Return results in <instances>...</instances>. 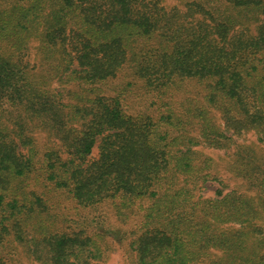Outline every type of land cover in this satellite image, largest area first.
Returning <instances> with one entry per match:
<instances>
[{"label": "trees", "instance_id": "trees-1", "mask_svg": "<svg viewBox=\"0 0 264 264\" xmlns=\"http://www.w3.org/2000/svg\"><path fill=\"white\" fill-rule=\"evenodd\" d=\"M186 6L0 0V264H15L13 242L38 264H99L125 241L131 264H264V149L237 146L243 190L196 148L251 130L264 143V0ZM134 41L161 44L145 74L156 120L103 88ZM184 80L196 91L176 98ZM54 191L76 212L45 197Z\"/></svg>", "mask_w": 264, "mask_h": 264}, {"label": "rangeland", "instance_id": "rangeland-1", "mask_svg": "<svg viewBox=\"0 0 264 264\" xmlns=\"http://www.w3.org/2000/svg\"><path fill=\"white\" fill-rule=\"evenodd\" d=\"M151 3L155 6H163L166 9H175L178 11H186V2L187 0H150ZM157 5H156V4ZM38 41H34L31 45L28 53L25 54L24 59L30 61L31 64L38 63L42 58V53L38 49ZM134 50L128 53V59L124 66H122L116 76L114 78L109 79L104 84V89L108 94H122L126 98V104L129 106L128 111L130 113H134L135 115L139 116H146V114H152L154 119L156 120L158 117V113L156 110V105H153L151 102V89L148 87V82L146 77V72L153 71L156 65L155 62V55L161 54L162 51L159 50V42L153 41L152 43H148L146 46L141 47V42H132L131 43ZM167 45V44H166ZM37 69V68H36ZM35 69V70H36ZM50 87L52 88H59V84H57L56 79L49 80ZM198 86L197 80H184L178 82L176 85L173 86L172 89L175 90V94L178 96H189L194 91H196V87ZM216 120L219 124L223 125L225 119L223 115H221L218 111L213 110ZM232 132H228L231 134ZM36 135L40 141V143H44L47 139L46 134L38 129L36 131ZM236 144L232 145L230 148H215L210 147L204 144L198 145L196 148L201 151L202 153L213 157L215 160L214 171L223 176L227 177L232 186L241 188L246 190L245 181L241 177L236 176V174L231 170L230 165L234 161V155L237 151V146L244 144V145H251L254 144L260 149H264V143H261L257 139V133L253 130L242 134V136L234 137ZM99 154V147L98 144L94 147L93 156L98 157ZM29 181V180H28ZM31 182V180H30ZM17 181H14V185ZM14 185L10 188L13 191ZM40 184H37L39 186ZM208 190L207 195H211L215 189V184L207 183ZM48 199H58L62 200V208L65 211L69 212H76L74 208L76 207L75 202L73 199L63 192L54 191L50 193V195L45 196ZM52 201V200H51ZM103 209L111 214L112 206L111 202H107L103 204ZM83 210V209H82ZM82 213L88 214L92 213L89 210H83ZM77 227V224H75ZM81 227V226H78ZM8 251L11 253V260L15 264H38L35 260L28 257L20 245L16 242H13L9 247ZM219 254V253H217ZM131 256V254H130ZM127 253V243L126 241L116 242L108 257L105 261L100 262L99 264H131L130 257Z\"/></svg>", "mask_w": 264, "mask_h": 264}]
</instances>
